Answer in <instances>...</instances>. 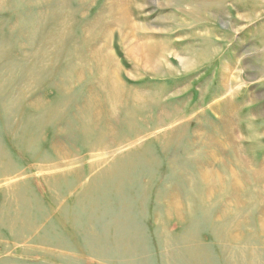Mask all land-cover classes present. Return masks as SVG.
Wrapping results in <instances>:
<instances>
[{
    "label": "rangeland",
    "instance_id": "obj_1",
    "mask_svg": "<svg viewBox=\"0 0 264 264\" xmlns=\"http://www.w3.org/2000/svg\"><path fill=\"white\" fill-rule=\"evenodd\" d=\"M134 2L97 118L107 0H0V264H264V0Z\"/></svg>",
    "mask_w": 264,
    "mask_h": 264
},
{
    "label": "bare ground",
    "instance_id": "obj_2",
    "mask_svg": "<svg viewBox=\"0 0 264 264\" xmlns=\"http://www.w3.org/2000/svg\"><path fill=\"white\" fill-rule=\"evenodd\" d=\"M186 1H188V0H186ZM134 3H135L134 0H107V4H106V6L104 8V9H106L105 12L102 13V14H99L97 16V18H98L97 19V22H99V29H100L99 31H100L102 37L99 40V43H100V47L101 48L99 47L96 50H94V57H95V60L94 61L97 63V65L102 70L101 71V74L102 75H105V73H107L108 75H106L104 77L101 75V79L98 78L100 80H99V82L97 84H98L99 87H101L100 90L98 89L101 92V95H100L101 97L98 96L97 91L94 92L95 89H93V96L90 97L91 100L89 99V102L88 103L91 104L93 106V108H94L93 109V112H92V116L93 117H97L98 118V116H99L100 113L101 114H105L106 113L108 116L112 117L114 115L115 111L117 110L118 105L121 104V103H123V101L125 99V96H126L124 94L125 89L123 88L122 84L118 80V76H117L118 68H117V66H115L113 63L111 64L110 67L109 66H106V55H105V51H103V50H106V49L108 50L109 49V41L112 38V36H113L114 33H116V32L119 33L120 39H121L123 45L126 46V49H127V52H128L129 57H131L134 60V62H136L139 65H141V67L142 66L143 67L145 66L146 69H150L151 71H156V70H159L160 69L159 64H157V61H155V55H154V52L156 50L157 45L151 41L155 45L151 46V44H150L151 42H149V45L150 46H146L144 44H140L137 39H135V38L133 39V36L135 35V33L142 29V27L139 24H137L136 22H134V19L129 15L130 8H132L133 6H135V9H136V5H134ZM138 6H140V5L138 4ZM103 14H105V15H103ZM149 32H151V31H149ZM148 40H149V38H147V41ZM107 101H109L111 103V105L110 104H107ZM136 101H138V100L136 99ZM107 105H109V107H107ZM158 119H160V118L158 117ZM161 124L163 125V122ZM108 131H109V127H108ZM110 131H113V130H110ZM230 135L233 136V134H230ZM227 138H231V137L229 136ZM231 141L233 142V140H231ZM231 141H229V142H231ZM235 141H237V140H235ZM117 145H118V143H117ZM113 146L115 147V145H112V147ZM236 148L238 149V147H236ZM60 151H62V150H60ZM224 152H225V150H224ZM239 152L240 151H238V154H237V151H236V155H237L236 158H238L242 162L243 159H242L241 154ZM68 155L69 154H67L66 152H64L61 155V157L59 158V160L62 162V164H64V163L65 164H68L67 163L68 162L67 160L70 159V156H68ZM96 156H98V155H96ZM243 165H245V164H243ZM241 167H242V165H241ZM212 175L213 174L208 173L206 171L205 173H202L201 172V175L200 176H201V178H202L203 181H207L208 183H211ZM233 180H234V188H237L238 187L237 184H236V182H238L237 176H235ZM263 230H264V225H263Z\"/></svg>",
    "mask_w": 264,
    "mask_h": 264
}]
</instances>
